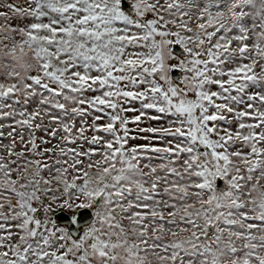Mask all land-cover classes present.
Returning a JSON list of instances; mask_svg holds the SVG:
<instances>
[{"label": "snow or ice", "instance_id": "obj_1", "mask_svg": "<svg viewBox=\"0 0 264 264\" xmlns=\"http://www.w3.org/2000/svg\"><path fill=\"white\" fill-rule=\"evenodd\" d=\"M0 264H264V0H0Z\"/></svg>", "mask_w": 264, "mask_h": 264}, {"label": "rangeland", "instance_id": "obj_2", "mask_svg": "<svg viewBox=\"0 0 264 264\" xmlns=\"http://www.w3.org/2000/svg\"><path fill=\"white\" fill-rule=\"evenodd\" d=\"M8 2H13V0H8ZM16 2H18L20 4H24L25 3V0H16ZM25 22H27V21H25ZM193 27H195V26L193 25ZM171 63H175V61H171ZM178 75H179V73H178ZM128 115H129V117H131L133 114L132 113H128ZM45 123H47V118H45ZM149 126L156 127V126H158V123L155 122V121H145V122H143V123H141L139 125V127H149ZM129 127L132 128V129H135L137 127V125L130 124ZM24 132H25V136L27 137V130L25 129ZM36 135H37V137H44L45 139H51L50 137L45 136V134H44L43 131L36 132ZM131 135H133V136H143V135H149V134H147V133H139V132L133 131L131 133ZM56 142H57L56 140H51V143L48 144V145L41 144L40 145L41 150H43V148H45V147H51L52 144H55ZM37 143H39V139L37 140ZM129 143L130 144H143V143H146V141H144L142 139H137V140H130ZM20 147L21 146L19 145V141H18V148H20ZM73 147H75V145H73ZM85 147H87V146H85ZM26 154H28V153H26ZM45 176H48V173H45ZM222 182H223V180H222ZM223 186H224V183H223ZM223 186H222V188H223ZM55 187H56V185L54 184L53 185V188L55 189ZM57 195H59V193H57ZM42 199H43L44 204H48V203L51 202V195L49 194L48 196L42 197ZM64 199H67V197H64ZM12 202L15 203V197H13ZM83 202H84V198L83 197H80L79 199L73 198L69 202L70 205H71L70 207L69 206H63V207H61L60 205H63V200H59L55 204H52V211L48 213L47 218L54 220L53 213L56 212V211H58V210H64V211L68 212L69 215L71 216V218H73V217L76 216L77 209L80 208V207H78V205L81 204V203H83ZM35 206L39 208L40 207V204H36ZM89 209L92 211V219H93V211L94 210L92 208H89ZM37 216L39 218H41V219H45L46 218L45 215L43 214V211L42 210L37 213ZM90 221L88 223H90ZM56 223H57L58 226L67 228L66 225H61L58 222H56ZM88 223L79 227L77 235H79L80 233L83 232L84 228H86L88 226ZM166 239H170V237H166Z\"/></svg>", "mask_w": 264, "mask_h": 264}, {"label": "water", "instance_id": "obj_3", "mask_svg": "<svg viewBox=\"0 0 264 264\" xmlns=\"http://www.w3.org/2000/svg\"><path fill=\"white\" fill-rule=\"evenodd\" d=\"M174 51H182L178 45L173 46ZM178 70H173V75H178ZM217 187L222 188L223 182L220 178H217ZM53 218L61 225H66L69 232L74 236L77 235L80 226L87 224L92 219V211L89 208H79L76 211L75 220L71 218L68 212L64 210H58L53 213Z\"/></svg>", "mask_w": 264, "mask_h": 264}]
</instances>
